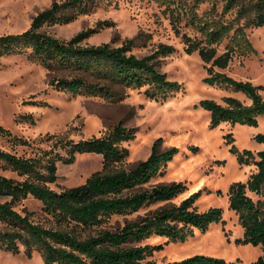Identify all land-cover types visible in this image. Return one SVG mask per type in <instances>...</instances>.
<instances>
[{
	"label": "trees",
	"instance_id": "trees-1",
	"mask_svg": "<svg viewBox=\"0 0 264 264\" xmlns=\"http://www.w3.org/2000/svg\"><path fill=\"white\" fill-rule=\"evenodd\" d=\"M166 7L175 25L185 20L200 36L181 34L187 54L197 52L205 63L208 77L205 82L226 90L244 93L250 100L245 105L235 97H226L223 103L201 100L196 108L211 113L210 127L224 122L257 126L264 117V86L239 81L224 70L235 54L254 53L246 29H264V0H155ZM101 0H54L52 5L38 13L29 29L0 36V57L29 55L50 72L68 71L69 76L53 78L50 85L74 96H99L108 101L122 98L123 89H146V95L156 100H167L183 86L168 79L160 70L158 57L176 50L162 45L155 55L139 58L133 54L134 40L121 47L110 43L98 46L83 45L94 30L82 32L70 40H61L46 31V25L69 24L82 15L96 10ZM207 5L206 9H202ZM221 9V11H219ZM236 10L234 19L225 17ZM244 21V22H243ZM233 33L231 34V32ZM226 38L229 43L223 53L218 46ZM20 121L35 123L32 115L21 116ZM0 135L15 147L31 150L30 156L18 155L0 148V162L23 180L0 175V250L32 258L41 254L45 264H157L155 252L164 245L142 244L152 235L165 237L168 243L185 242L196 231L208 228L223 219V209L213 207L199 212L195 203L200 192L193 193L179 204L172 201L186 190L185 183L149 185L153 178L166 172L168 164L180 153L178 147L159 149V139L152 154L135 167H122L130 155L124 146L136 137V130L119 124L102 137L76 141L68 135L50 134L30 140L14 135L0 125ZM264 143V134L255 137ZM232 143V137L230 136ZM45 145V146H43ZM197 153L199 148L193 146ZM231 151L242 165L255 164L257 172L247 182H236L229 189V208L236 212L244 229L237 244L262 247V255L252 264H264V199L255 201L249 193L264 196V151L255 155L235 146ZM98 154L103 167L93 173L84 184L57 192L51 188L58 179V165H72L79 155ZM256 157L258 160H256ZM32 196L42 203L43 223L34 219L36 213L25 215L15 210L21 201ZM156 210L124 226H112L114 216H133L146 207L162 204ZM239 262V261H238ZM223 258L194 255L167 264H237Z\"/></svg>",
	"mask_w": 264,
	"mask_h": 264
},
{
	"label": "rangeland",
	"instance_id": "rangeland-1",
	"mask_svg": "<svg viewBox=\"0 0 264 264\" xmlns=\"http://www.w3.org/2000/svg\"><path fill=\"white\" fill-rule=\"evenodd\" d=\"M53 1L0 0V36L29 29L33 18L48 9ZM101 1L100 6L90 14L82 15L69 24L46 25L43 31L61 40H70L82 32L94 30L82 42L87 46L110 43L113 47H121L134 40L133 54L139 58L155 55L162 45L172 46L176 50L173 54L158 57L157 60L160 61V70L166 73L169 80L181 84L182 90L164 101L148 97L147 88L123 89L122 98L116 101L99 96H74L50 85L51 79L69 76L70 72H50L29 52L4 56L0 57V125L14 135L30 140L50 133L68 135L79 141L105 136L112 128L122 124L136 130V137L124 143L130 151L122 164L126 169L148 159L159 139H162L159 145L161 151L178 147L180 153L168 164L166 172L153 178L149 185L183 182L186 190L172 203L179 204L193 193L200 192L195 208L203 212L220 207L224 211L223 219L212 224L206 232L196 231L185 242L168 243L165 237L152 235L142 244L164 245L153 256L157 264L198 254L223 258L228 262L239 261L237 264H252L262 255V247L236 243L237 239L243 238L244 229L236 212L229 208V189L233 183L247 182L258 169L254 163L240 164L231 149L235 146L240 151L248 150L255 155L264 151V143L255 139L257 135L264 134V117L259 118L257 126L224 122L216 128L210 127L211 113L195 107L201 100L223 103L224 98L235 97L245 105H250L251 100L242 92L205 82L208 77L205 63L197 52L187 54L181 39L182 33L196 37L200 36L199 32L192 26H186L182 19L176 24L179 34L170 12L155 0ZM206 8L207 5H203L202 9ZM235 16L236 10H233L225 21H232ZM246 32L254 53L248 56L235 54L224 72L236 80L264 86V29L247 27ZM228 43L229 38H226L218 46L220 54ZM262 94L264 96V91ZM23 115H32L35 123L20 121ZM193 146L199 148L197 153L191 151ZM0 148L18 155L31 154L26 147L12 148L9 140L1 135ZM102 167L101 155H79L72 165H58L59 179L51 188L61 192L80 186ZM0 175L23 180L17 173L4 170L1 162ZM249 195L255 201L264 199V196L253 193ZM160 205L163 203L146 207L129 218L114 216L112 226H124L127 221L137 220ZM15 210L23 215L34 212V219L45 223L42 203L32 196L18 203ZM0 264L45 263L38 252L28 258L24 252L14 254L0 250Z\"/></svg>",
	"mask_w": 264,
	"mask_h": 264
}]
</instances>
